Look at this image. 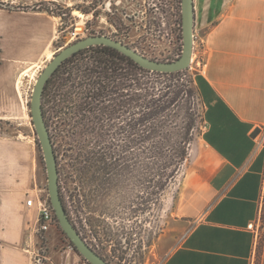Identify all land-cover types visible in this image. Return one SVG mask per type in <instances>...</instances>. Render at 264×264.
Instances as JSON below:
<instances>
[{
  "label": "rangeland",
  "instance_id": "1",
  "mask_svg": "<svg viewBox=\"0 0 264 264\" xmlns=\"http://www.w3.org/2000/svg\"><path fill=\"white\" fill-rule=\"evenodd\" d=\"M100 34L149 58L175 60L182 51L181 0H0V174L27 190L24 199L49 200L44 156L30 116L35 81L62 48ZM202 49V41L194 37L189 67L156 84V118L185 154L159 202L151 187L143 194L135 167L101 194L94 193L97 182L86 172V151L96 141L117 150L124 138V116L116 112L107 118L105 135L77 133L80 129L73 130L76 123L70 120L69 109L54 98L57 84L47 89L44 105L60 194L81 235L110 264H162L184 236L173 208L182 177L205 153L200 141L204 109L195 85L203 65ZM142 196L147 199L145 207L140 205ZM27 214L43 264H90L70 245L58 220L43 231L36 212L28 208Z\"/></svg>",
  "mask_w": 264,
  "mask_h": 264
},
{
  "label": "crops",
  "instance_id": "2",
  "mask_svg": "<svg viewBox=\"0 0 264 264\" xmlns=\"http://www.w3.org/2000/svg\"><path fill=\"white\" fill-rule=\"evenodd\" d=\"M193 9L205 153L182 177L173 214L184 236L162 264H264V0H193ZM26 191L0 174V264H33L40 249Z\"/></svg>",
  "mask_w": 264,
  "mask_h": 264
},
{
  "label": "trees",
  "instance_id": "3",
  "mask_svg": "<svg viewBox=\"0 0 264 264\" xmlns=\"http://www.w3.org/2000/svg\"><path fill=\"white\" fill-rule=\"evenodd\" d=\"M172 73L145 69L127 55L101 44L74 53L46 82L43 108L49 85L56 83L58 94L54 98L58 96V104L69 109L70 120L76 123L73 130L80 129L77 133L105 135L102 134L105 133L104 121L116 112L124 116L125 126L121 127L124 138L117 144V150L110 151L96 141L86 151L89 162L86 172H91L90 178L97 182L93 188L96 195L111 187L123 173H131L133 167L143 194L151 187L156 202L174 181L185 159L184 150L179 142L170 141L156 118V84ZM61 198L68 217L76 226ZM140 199V205L145 207L146 197ZM89 223L92 224L90 220ZM70 245L75 249L71 241Z\"/></svg>",
  "mask_w": 264,
  "mask_h": 264
},
{
  "label": "water",
  "instance_id": "4",
  "mask_svg": "<svg viewBox=\"0 0 264 264\" xmlns=\"http://www.w3.org/2000/svg\"><path fill=\"white\" fill-rule=\"evenodd\" d=\"M181 31L182 51L180 56L172 61H162L149 58L136 51L127 44L114 39L108 35H90L81 38L54 54L51 60L45 65L38 75L30 102V116L34 129L38 136L43 152L46 173L49 201L62 231L72 242L77 252L90 264H110L105 258L93 249L85 238L82 237L76 226L68 217L62 202L59 188V173L54 146L44 119L42 110V94L46 82L58 68V66L74 53L93 45H106L127 55L141 67L158 72H175L189 67L194 43V9L193 0H181Z\"/></svg>",
  "mask_w": 264,
  "mask_h": 264
},
{
  "label": "built area",
  "instance_id": "5",
  "mask_svg": "<svg viewBox=\"0 0 264 264\" xmlns=\"http://www.w3.org/2000/svg\"><path fill=\"white\" fill-rule=\"evenodd\" d=\"M198 63H200L199 60ZM257 141L258 145L264 146V125L260 128V131L257 135ZM26 204L36 210L38 216L37 220L41 230L47 231L52 226V224H54L56 216L48 198H41L40 196L35 198L29 197L27 198ZM43 258L44 257L41 255L40 251L37 250L33 256V264H43Z\"/></svg>",
  "mask_w": 264,
  "mask_h": 264
},
{
  "label": "flooded vegetation",
  "instance_id": "6",
  "mask_svg": "<svg viewBox=\"0 0 264 264\" xmlns=\"http://www.w3.org/2000/svg\"><path fill=\"white\" fill-rule=\"evenodd\" d=\"M42 103H43V100H42ZM42 110L45 111V113L43 112V115H44V119H45V122H46V125H47V128H48V131H49V134H50V130H49V123H48V119L46 117V110H45V105H44V108H43V104H42ZM50 137H51V134H50ZM52 140V138H51ZM53 143V142H52ZM57 168H58V165H57ZM59 173V172H58Z\"/></svg>",
  "mask_w": 264,
  "mask_h": 264
}]
</instances>
